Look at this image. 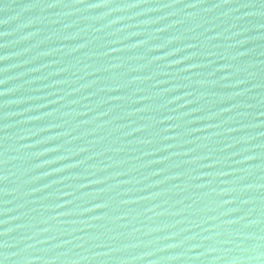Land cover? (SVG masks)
Here are the masks:
<instances>
[{
    "label": "water",
    "instance_id": "water-1",
    "mask_svg": "<svg viewBox=\"0 0 264 264\" xmlns=\"http://www.w3.org/2000/svg\"><path fill=\"white\" fill-rule=\"evenodd\" d=\"M0 264H264V0H0Z\"/></svg>",
    "mask_w": 264,
    "mask_h": 264
}]
</instances>
